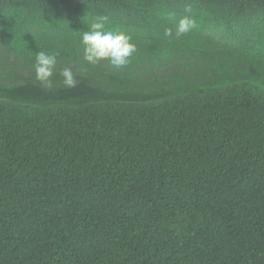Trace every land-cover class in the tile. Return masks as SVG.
<instances>
[{
    "label": "trees",
    "instance_id": "trees-1",
    "mask_svg": "<svg viewBox=\"0 0 264 264\" xmlns=\"http://www.w3.org/2000/svg\"><path fill=\"white\" fill-rule=\"evenodd\" d=\"M0 264H264V0H0Z\"/></svg>",
    "mask_w": 264,
    "mask_h": 264
},
{
    "label": "clouds",
    "instance_id": "clouds-1",
    "mask_svg": "<svg viewBox=\"0 0 264 264\" xmlns=\"http://www.w3.org/2000/svg\"><path fill=\"white\" fill-rule=\"evenodd\" d=\"M108 16H98L90 30L81 33L80 43L83 45V59L88 64L95 65L107 61L115 68H122L129 63L130 57L137 51V46L132 38L123 31L105 30ZM196 27V22L185 15L174 27H166L164 34L177 38L186 35ZM57 65V54L46 51L35 53V78L46 88L53 84L54 70ZM63 84L72 88L77 84L71 68H64L60 73Z\"/></svg>",
    "mask_w": 264,
    "mask_h": 264
}]
</instances>
